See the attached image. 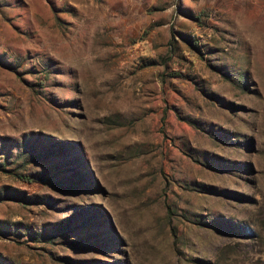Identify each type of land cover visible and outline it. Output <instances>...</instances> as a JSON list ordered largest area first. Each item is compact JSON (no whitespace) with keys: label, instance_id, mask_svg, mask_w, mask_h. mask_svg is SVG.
Masks as SVG:
<instances>
[{"label":"rangeland","instance_id":"1","mask_svg":"<svg viewBox=\"0 0 264 264\" xmlns=\"http://www.w3.org/2000/svg\"><path fill=\"white\" fill-rule=\"evenodd\" d=\"M90 262L264 264V0H0V264Z\"/></svg>","mask_w":264,"mask_h":264},{"label":"trees","instance_id":"2","mask_svg":"<svg viewBox=\"0 0 264 264\" xmlns=\"http://www.w3.org/2000/svg\"><path fill=\"white\" fill-rule=\"evenodd\" d=\"M186 42L187 44L189 45L190 49H192L193 51L195 52H198L200 51L199 49V44L197 41H193L191 38L188 39L186 38ZM173 77H182L183 74H181L180 72H177V71H174L173 72ZM58 149L63 153L65 152V148L61 147V145H58ZM75 175V176H74ZM74 175L71 177V181L70 182H66V183H69L71 185H79L80 184L82 185V182L83 180L85 179H88V181H90L91 183V179L88 175H86V173H81V171L79 170L76 171L74 173ZM87 176V177H86ZM20 179L23 180V181H28V182H38V183H41V184H47V185H51V184H55V182L53 180H50V179H44V178H36L35 180L34 179H31L29 177H24V176H20ZM57 185V184H56ZM12 199L14 200H17L18 202L20 203H23V204H33V203H40V200L39 198L37 199L36 197L34 196H28L26 193L24 192H15L12 194L11 196ZM215 228L217 229H220L222 231H226L227 229L225 227H222L221 225L217 224V223H213L212 224ZM60 229H58L57 231H65V232H71L72 231V228H71V225H60ZM177 236V235H176ZM51 237V236H50ZM33 239H35L34 237H32ZM48 240H51V238H47ZM40 241V240H38ZM83 264H96L95 262H90V263H83Z\"/></svg>","mask_w":264,"mask_h":264}]
</instances>
